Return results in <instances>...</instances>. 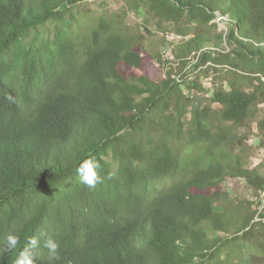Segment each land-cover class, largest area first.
<instances>
[{
  "label": "trees",
  "instance_id": "trees-1",
  "mask_svg": "<svg viewBox=\"0 0 264 264\" xmlns=\"http://www.w3.org/2000/svg\"><path fill=\"white\" fill-rule=\"evenodd\" d=\"M88 1L0 0V264L34 237L35 264L49 238L52 264H264V175L241 133L264 105V0H124L79 29ZM142 11L183 37L175 66L127 24ZM228 179L259 201L229 198Z\"/></svg>",
  "mask_w": 264,
  "mask_h": 264
},
{
  "label": "rangeland",
  "instance_id": "rangeland-1",
  "mask_svg": "<svg viewBox=\"0 0 264 264\" xmlns=\"http://www.w3.org/2000/svg\"><path fill=\"white\" fill-rule=\"evenodd\" d=\"M127 8L124 0H89L79 6V10L81 11L78 15L79 29L80 27L85 28L89 26L95 17L100 16L103 13H120L121 10ZM122 13V12H121ZM148 20V21H147ZM156 19H150L145 11L142 13H135L131 12V15L127 19V24L134 30H144L141 27L149 28L152 35H148V42L151 44L156 45L157 49L163 53L164 58L167 62H170V66H175V59L172 55L174 47L172 44L174 42H179L183 39L182 36H178L171 28L169 24H163V29L159 28V24H157ZM217 23V28L212 30L213 36H218L222 33H227V23L219 18L215 20ZM145 32V30H144ZM167 36L173 37L174 40L167 41ZM165 42L163 46L161 43ZM226 52L230 51V48L225 43L223 45ZM220 74L214 73V79L223 77L227 67H222ZM201 69L191 70V67L186 70L187 76H190V80L195 78L198 74H201ZM190 74V75H189ZM220 76V77H218ZM177 80L181 81V77L177 76L174 77ZM213 79V78H212ZM204 79L203 82L205 83V87L207 93L205 95L206 99H210L213 97V86L212 80ZM264 119V105L259 109L258 114L254 117L248 124V127L241 130L242 134H248L250 137L247 141L248 146L251 148V161H250V168H257L258 171L264 175V143L262 141V137L260 136V129L259 124ZM225 191L227 192L229 198L231 199H248L252 202H257L259 199L255 196L252 189L246 184L244 180L240 179H228L225 185ZM264 199V194H262V200Z\"/></svg>",
  "mask_w": 264,
  "mask_h": 264
},
{
  "label": "clouds",
  "instance_id": "clouds-1",
  "mask_svg": "<svg viewBox=\"0 0 264 264\" xmlns=\"http://www.w3.org/2000/svg\"><path fill=\"white\" fill-rule=\"evenodd\" d=\"M8 99H12L11 96ZM100 163L93 157L85 159L77 169L80 180L83 184L90 188H94L97 184L102 182V177L100 175ZM19 243V236L17 234H9L5 238L4 251L14 250ZM40 241L38 238H32L28 246L23 252L16 258L15 264H35L36 253L33 250L39 247ZM44 247L48 249L47 260L49 264L53 261L60 259L59 256V245L54 239H47L44 243Z\"/></svg>",
  "mask_w": 264,
  "mask_h": 264
}]
</instances>
